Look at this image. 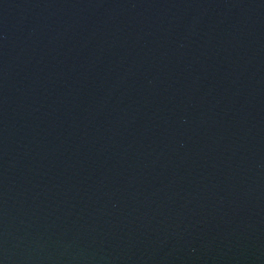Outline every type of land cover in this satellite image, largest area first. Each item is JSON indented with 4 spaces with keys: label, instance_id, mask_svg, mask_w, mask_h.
<instances>
[{
    "label": "water",
    "instance_id": "95a60500",
    "mask_svg": "<svg viewBox=\"0 0 264 264\" xmlns=\"http://www.w3.org/2000/svg\"><path fill=\"white\" fill-rule=\"evenodd\" d=\"M0 264H264V0H0Z\"/></svg>",
    "mask_w": 264,
    "mask_h": 264
}]
</instances>
